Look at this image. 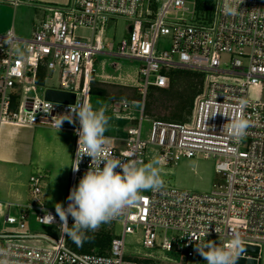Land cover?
Returning a JSON list of instances; mask_svg holds the SVG:
<instances>
[{
  "label": "built area",
  "instance_id": "1",
  "mask_svg": "<svg viewBox=\"0 0 264 264\" xmlns=\"http://www.w3.org/2000/svg\"><path fill=\"white\" fill-rule=\"evenodd\" d=\"M18 7L35 5L37 0H4ZM221 0H214L213 17L207 23H188L178 17H196L184 0H71L65 6H46L47 16L28 40H21L12 31L0 35V127L46 126L52 129L58 115L69 104L44 99L46 89L73 93L75 103L88 102L95 74L94 59L99 55L113 56L144 63L138 73L145 96L149 88L166 89L175 70L204 74L203 92L195 98L189 122L150 120L146 139L142 135L143 114L127 130L123 144L106 137V155L122 162L136 160L144 164L146 153L155 148L167 166L181 159L200 155L215 159V171L226 179L224 190L192 193L168 186L142 195L143 199L125 215L112 220L120 224L122 236L115 237L105 255L80 254L66 242V235L52 239L27 230L30 212L43 226L59 225L55 210L43 200L42 178L29 181V202L12 203L8 209L20 208L16 216L7 213V228L0 233V261L4 264H135L126 260L127 235L139 233L146 249L177 253L189 262L200 264L201 255L195 248L207 238H219L226 247L234 236L243 246L264 247V105L250 97L253 88H264V0H244L242 15H225ZM174 15V17H169ZM130 21L127 38L116 45L107 42L106 28L112 19ZM79 31L91 32L90 38ZM160 36L171 38L170 52H158ZM115 66V65H114ZM57 72L58 88L38 85L40 72ZM212 74L231 75L241 82L224 84L212 81ZM42 91L43 98L37 95ZM33 92L35 96H30ZM74 103V104H75ZM73 104V105H74ZM132 104V103H131ZM130 102L114 100L112 112L124 116L131 110ZM139 104V103H138ZM145 105H142V113ZM248 122L241 139L222 131L228 117ZM226 126V125H225ZM80 125L64 122L60 131L75 135L73 165L78 149L75 129ZM56 130V129H55ZM115 141V142H114ZM91 158L84 156L79 170L71 172L70 190L89 170ZM72 165V166H73ZM68 203V201H67ZM67 203L65 207L67 206ZM45 209L56 217L45 224ZM69 227L74 220L68 218ZM59 229V227H58ZM171 232L172 236L167 234ZM259 254L243 253L244 259Z\"/></svg>",
  "mask_w": 264,
  "mask_h": 264
},
{
  "label": "rangeland",
  "instance_id": "2",
  "mask_svg": "<svg viewBox=\"0 0 264 264\" xmlns=\"http://www.w3.org/2000/svg\"><path fill=\"white\" fill-rule=\"evenodd\" d=\"M186 7L193 11V3L198 1L203 7L202 10L196 13V17L190 18L186 16V22L188 23H207L212 19L214 12V0H184ZM207 7V9H206ZM174 17V15L169 16ZM131 22L116 18L112 19L106 28V41L113 42L115 45L129 36L131 29ZM79 36L85 38L91 37L89 31H79ZM172 48L171 38L168 36H160L157 40L156 49L158 52H170ZM115 65V66H114ZM144 66L143 62L136 60H128L124 58H116L113 56L99 55L94 59L95 74L93 76L92 93L90 94L89 101L94 109L100 107L106 108V115L109 117L110 127L104 133L105 137H125L126 133L124 127L127 128L128 122L117 118L113 115L111 108L113 105L112 99H123L128 100L132 107L141 109L142 105H145V114L156 116L157 114L164 117H157L159 119L167 121H179L189 122L192 115V109L194 101L190 99H183L182 89L177 88L181 84L176 82L175 76L171 77L170 86L166 89L149 88L147 94L144 96L141 91L139 84H143L138 78L140 69ZM187 71V70H183ZM196 72V71H190ZM199 73V72H196ZM202 74V73H201ZM44 85L41 87L46 88H58L60 77L57 72L47 73ZM185 80V79H184ZM192 80V79H191ZM212 81H218L224 84L241 82L242 80L231 75H211ZM198 80H194L196 83ZM206 78L204 76L203 89L205 87ZM175 84V85H174ZM175 86V88H173ZM183 86V85H182ZM254 89V88H253ZM262 89V88H258ZM193 91V88H191ZM191 91V92H192ZM201 92V93H202ZM112 93V94H109ZM200 93V94H201ZM188 94V93H187ZM199 94V95H200ZM30 96H35L33 92L29 93ZM37 95L43 98L42 91H38ZM198 95V96H199ZM190 96V95H189ZM197 96V97H198ZM261 101L264 102V88L261 92ZM132 100L137 101L139 104L131 102ZM260 101V102H261ZM134 109V108H133ZM136 113V112H135ZM174 114H176L175 119ZM138 115V114H137ZM180 117V119H179ZM169 118V119H168ZM171 118V119H170ZM127 125V126H126ZM126 130V129H125ZM150 131V122L144 119L142 124V135L146 139ZM126 138V137H125ZM116 144H123L122 141L116 142ZM153 161H159L155 165L159 171V174L163 180L162 186H168L171 188L180 189L183 191H189L192 193H211L214 191L224 190L226 187V179L223 175H219L215 171V159L212 157H204L202 155L193 159H181L177 163L172 165H165L161 160L158 151L155 148H150L145 157L144 164L151 163ZM73 165V162H72ZM72 172V167H71ZM29 175V174H27ZM71 176V175H70ZM27 181H30V175L27 176ZM71 180V179H70ZM70 180L68 185L59 184L57 187L50 189L46 193L45 202L46 207L51 210H55L54 205L56 203H62L63 205L67 202L69 195ZM78 183L76 184V186ZM29 189V184H28ZM150 190H144L142 195H147ZM10 215L16 216L17 211L11 210ZM36 212L31 211L27 220V230L32 234H43L49 236L52 239H58L60 237V231L57 225L43 226L36 221ZM4 222V221H3ZM7 228V225L3 223L0 233ZM101 231L109 232L112 237L122 236V227L120 224H102L95 233ZM168 236H172L173 233L169 232ZM113 241V240H112ZM214 241L217 246H221L223 241L219 238H207L205 244ZM126 245V260L134 262L135 264H187V260L177 253H167L161 249H146L142 245V239L139 233L134 235H127L125 240ZM109 251V250H108ZM106 252V254L108 253ZM259 264H264V247L261 249L259 255ZM195 262H189L194 264ZM200 264H206L203 257L200 259Z\"/></svg>",
  "mask_w": 264,
  "mask_h": 264
},
{
  "label": "clouds",
  "instance_id": "3",
  "mask_svg": "<svg viewBox=\"0 0 264 264\" xmlns=\"http://www.w3.org/2000/svg\"><path fill=\"white\" fill-rule=\"evenodd\" d=\"M244 0H221L220 10L225 15H242L240 5ZM228 117V122L222 131H227L232 137L241 139L246 134L248 122L244 119H231L227 114L214 112ZM64 122L80 127L75 129L78 136L73 171L79 170V164L84 156L91 158L89 170L74 186L67 197V206L56 203L55 213L59 217V231L61 236H67L78 247L92 239L89 232L97 231L104 223L125 215L142 199L144 190L158 191L163 180L155 165L159 161L147 164L136 160L122 162L119 159H109L106 155V137L104 133L110 127L106 108L94 109L90 102H77L70 105L68 110L58 115L54 121L57 133ZM71 216L74 223L69 227L68 218ZM45 224H53L56 217L45 209L42 218ZM195 251L201 255L206 264H237L238 258L245 252L242 240L234 236L226 247H218L214 241L203 246H196ZM0 264H4L0 261Z\"/></svg>",
  "mask_w": 264,
  "mask_h": 264
},
{
  "label": "crops",
  "instance_id": "4",
  "mask_svg": "<svg viewBox=\"0 0 264 264\" xmlns=\"http://www.w3.org/2000/svg\"><path fill=\"white\" fill-rule=\"evenodd\" d=\"M70 1L37 0L35 5L14 7L4 0H0V35L12 31L21 40H28L31 38L35 28L48 15L44 7L65 6ZM186 16L193 18L186 13L178 15L180 19L185 21ZM262 90L258 88L252 89L250 97L261 101ZM114 100L123 99H112V102ZM124 101L129 102L128 100ZM131 102L138 104L134 100ZM261 103L264 105V102L261 101ZM141 114L144 116L143 119L148 122L157 117H164L159 114H157V117L154 116L155 114L153 116L145 114V107L143 113L142 108L138 109L137 112V108L132 107V105L130 112L124 116H116L113 113L117 118L128 122L127 128L124 127L123 132L125 133L128 128L141 118ZM175 115L173 119H175ZM125 137L122 139L121 136L113 137V139H116V142H120ZM74 150L75 135L72 132L59 131L57 133V130L46 126L31 127L5 124L0 127V229L5 222L7 213L11 210L21 211L20 208L9 210V203L21 206L28 204L29 183L26 179L27 176L30 175V178L32 176H40L42 178L44 202L46 193L50 189L57 187L59 184L68 185L71 177Z\"/></svg>",
  "mask_w": 264,
  "mask_h": 264
},
{
  "label": "trees",
  "instance_id": "5",
  "mask_svg": "<svg viewBox=\"0 0 264 264\" xmlns=\"http://www.w3.org/2000/svg\"><path fill=\"white\" fill-rule=\"evenodd\" d=\"M196 4L197 11H201L203 6L198 3V1H196ZM171 76H173L172 78H174L175 76L176 82L181 84L177 88L182 89V92L186 93L182 94L181 97H183V99H190V101H193L202 92L204 84V74L196 72L193 73L190 71L183 70H175L171 72ZM44 77L45 72L44 70H42L37 80L39 86L44 85ZM196 79L198 81L195 83L194 80ZM173 88H175V86ZM191 88H193V91L191 90ZM88 235L91 236L92 239L88 242H85L83 246L79 247L70 238L66 236L67 245L76 253L105 255L106 252L110 249L112 240L114 239V237H112V235L106 231H101L100 233L89 232Z\"/></svg>",
  "mask_w": 264,
  "mask_h": 264
},
{
  "label": "water",
  "instance_id": "6",
  "mask_svg": "<svg viewBox=\"0 0 264 264\" xmlns=\"http://www.w3.org/2000/svg\"><path fill=\"white\" fill-rule=\"evenodd\" d=\"M44 99L49 102L73 105L75 103L76 96L75 94L69 93V92H63V91L53 90V89H46L44 92ZM244 247H245V252L247 253L257 255L260 252V249L257 247H249V246H244ZM237 264H258V261L255 259L246 260L240 257L237 260Z\"/></svg>",
  "mask_w": 264,
  "mask_h": 264
}]
</instances>
